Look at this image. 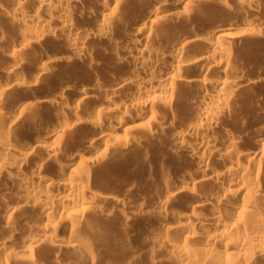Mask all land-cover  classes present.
I'll return each instance as SVG.
<instances>
[{"label": "bare ground", "instance_id": "6f19581e", "mask_svg": "<svg viewBox=\"0 0 264 264\" xmlns=\"http://www.w3.org/2000/svg\"><path fill=\"white\" fill-rule=\"evenodd\" d=\"M205 1L229 8L227 0H0V18L20 31L8 28L17 38L10 46L7 29H0L9 47L2 43L4 56L13 62L3 65L0 80V191L10 195L0 207V257L44 264L33 253L44 247L52 264H71V252L85 264L103 262L101 249L82 231L97 235V221L111 213L106 204L122 206L124 200L109 187L114 194L98 190L97 174L104 177L111 167V151L140 145L135 127L141 126L148 138L169 136V150L192 163L174 176L159 173L156 209L131 214L153 221L144 239L160 249L164 262L264 264V108L237 105L240 92L264 87V64L245 69L234 51L235 42L244 41L247 56L264 57V21H258L264 3L235 0L243 22L214 25L216 18L202 19L199 9L201 19L190 20L191 8ZM46 37L62 42L67 55L34 52L37 71L25 73L22 55ZM93 42L107 44L111 61L123 70L109 78L100 71L107 80L96 76L90 83L76 77L75 85L57 76L60 83L53 84L48 77L55 63L97 64ZM41 83L47 90L36 92ZM179 108L190 109L179 112L191 117L178 116ZM122 126L123 137L116 132ZM126 214L118 222L123 231L132 225Z\"/></svg>", "mask_w": 264, "mask_h": 264}, {"label": "rangeland", "instance_id": "374dc122", "mask_svg": "<svg viewBox=\"0 0 264 264\" xmlns=\"http://www.w3.org/2000/svg\"><path fill=\"white\" fill-rule=\"evenodd\" d=\"M234 1L235 0H227L228 5H229L228 9L220 7L219 5H215V4L207 2V1H205L203 3L196 4L191 8L190 20L191 19L195 20L196 18H197L196 20H198L199 18L201 19V15H203L204 18H202V19H205V16H206L209 18V19L208 18H206V19L210 20V23H211V21L213 23V20L216 18L214 25H216V24L220 25V23L229 22L231 20L234 21L235 19H236L235 21L243 22L246 19V18L245 19L243 18L245 15H243L242 12L238 11L237 8L235 9L236 2H234ZM262 2L264 3V0H260L261 4H263ZM261 4H260V6L262 7L263 5H261ZM86 6H88V5H86ZM113 7H114V5L110 4L107 7V9H112ZM196 9H199L200 11L202 10L201 15H200V11H197ZM195 11H196V14L194 13ZM198 15H200V16H198ZM253 18H255L257 20V17H253ZM258 18L260 19V16ZM262 18L263 17H261V19ZM0 19H1L0 21H2V22H0V27H1L0 29H2V27H3L4 32L7 29L5 37H7V40H8L7 42L11 46L16 41V40L15 41L13 40V37H15L16 34L14 35V32H12V34H11V33H9V31L10 32H11V30L16 31L15 29H17V32H20L18 30L19 27L18 26L17 27L16 26H10L11 23L8 22L6 20V18L4 19L2 17ZM78 19H80L82 21L81 22L78 20V22L79 23L81 22L82 24H85V23L87 24V22H88V20L84 19V18H78ZM242 19H243V21H242ZM259 19H258V21H261V22L264 21L263 20L264 18L262 20H259ZM4 20H6V22H4ZM182 23H183V21L180 22V24H182ZM184 23H186V21H184ZM7 24H9V26L13 27L14 29L8 27ZM7 33H9V35H12V36L9 37ZM19 34L20 33H17V37ZM146 34H147V32L145 33V35ZM118 35H117V37H119L118 41H121V42L124 41L125 38H124L123 34L121 35L119 33ZM47 38H49V37H46L45 39L41 40L39 42V44H40L39 46H38V44L33 45V49H31L30 51L28 49L26 54L22 55L23 59H24V57L26 58V59H24L23 67H22V69H24L26 71L25 73H32V72L37 71V66H36V64H34L35 62H32V61L34 60V58H37V57L40 58L38 56L39 54L41 57H43V55L45 53L44 51H47V53H49V54L50 53L56 54V51H57L58 54L62 53L64 55H67L64 53V49L61 48V46L63 44L62 42L57 41V39L54 40V38H53V40L55 41L54 42L52 39H50V38L47 39ZM5 39L6 38H3L0 41L1 42L0 43V72L2 71L1 72L2 74H3L2 69L4 68V66H6V65L8 66V64H11L9 62H12V59L5 57L6 53L4 51H5L6 47L9 48L8 43L5 42L6 41ZM11 39L13 40V42H11L12 44L10 43ZM3 40H5V41H3ZM50 41L55 44L54 47H52L53 43H51ZM57 42H59V43H57ZM2 43L4 45L6 44L7 46L1 48V46H3ZM95 43L97 45L94 44V42L91 45V48H93L92 49V55L94 53V56L92 58L97 63V64H94L95 66L91 65V67L89 68V65L87 63H85V65H83L84 62L82 63V60H78L76 62V64L74 63L75 61L74 62L69 61L75 66L70 64L68 61L67 62L62 61V62L57 63V64L55 63L51 67L52 70H49L50 77H48V78H51V77L53 78V79L51 78V81H53L52 83L53 84L54 83H60L59 80H61V83H62V81H63L62 79H64L66 84L72 85L74 83L77 84V82L80 80L79 78H81V80L84 79L83 81H87L90 83L91 81H89V79L91 80L93 78H96V76H97V78L99 76L101 79L107 80V78H109L110 75H113L115 73H119L120 71H122L123 70L122 65L118 66V64H115L113 61H111L113 59H112V56L110 55L111 54L110 53V47H108L107 44H104L105 45V47H104V45L101 43L103 47H101L102 50L100 49V52H99L98 49L100 47L98 48L97 46H101V44L98 42H95ZM256 43H257L256 45L260 46V44L262 42L260 40H258V41H256ZM242 45L245 46L244 41H242V42L236 41L234 44V51L239 54L238 57L241 59L240 65H242V66L244 65L243 67L245 69H247L249 67L251 69L252 68L251 64L259 63L258 64L259 66H260V64H264V57H262V59H261V57H258L256 55H251V54H250V56H247L246 52L244 50V47ZM242 47H243V49H242ZM103 48H104V50H103ZM1 49H2V51L4 49V51H3L4 53L1 51ZM34 49H36L37 51H35ZM55 49H56V51H55ZM58 49H62L63 52H61V50L58 51ZM95 49L97 50V52H95L96 51ZM28 52H30V53H28ZM34 52L38 53V55L37 54L35 55ZM27 53L31 54V56L27 55ZM4 54H5V56H4ZM33 54L35 55V57ZM26 55H27V57H26ZM32 56H33V59H32ZM193 56L194 55L187 54L186 58L191 59ZM23 59H22V61H23ZM9 60H11V61H9ZM7 61H9L8 64H7ZM79 61L82 63V67L80 65H78ZM98 61L100 64L98 63ZM237 61H238V63L240 62V60H237ZM5 63H6V65H5ZM21 66H22V64H21ZM83 67H86L87 69L83 68ZM92 67H93V69H92ZM118 67H119V69H118ZM79 68L81 71H78ZM253 68H256V67L254 66ZM22 69H21V71H24ZM90 69H92V71ZM83 70L85 71V75H82L84 73ZM86 70H89V71H86ZM90 71H91V73H89V75H88V73H86V72H90ZM94 71L96 74L95 77H94V73H93ZM99 72L101 74H104V76H106L108 74L109 75L107 78H105ZM111 73H113V74H111ZM2 74H0V78H1L0 80L4 79L5 75L3 74V77H2L1 76ZM75 75H77V76H75ZM79 75L83 76V78L80 77ZM90 75L93 77H91ZM57 76H58V78L60 77L59 80H57L58 78L56 79ZM87 76H89L90 78H88ZM76 77H79V78H76ZM54 79H56V80L54 81ZM76 79H77V81H76ZM49 81L50 80L48 79V82ZM64 81H63V83H64ZM39 85L37 86L38 88L37 87L35 88V89H37V90H35L36 92L37 91L42 92V91H45V89L47 90V87L45 86L44 83H43V85L45 86V88L42 85V83ZM17 93H19V92H16V94ZM244 93H245V95H243ZM244 93L243 92L239 93L240 96H238V99H237V102H238L237 105L238 106L241 104L243 108H245V107H246L245 109L250 108L249 110H251V111H252V109H251L252 107L254 109L264 108V95H263L264 94V87H261L259 89L256 88V92L251 91V93H249V94H246V92H244ZM19 94L22 95L21 93H19ZM241 94H242V96H241ZM22 96H24V95H22ZM126 98L121 97L120 98L121 102L129 103L130 99H128V98L126 99ZM123 99H125V100H123ZM239 102H240V104H239ZM241 105H240V108H241ZM181 109L179 108L177 112H179ZM182 110L191 111L190 109L189 110L188 109H186V110L182 109ZM184 111L181 112V115L185 114V117H187L186 115L188 114V117H191V115H190L191 112L185 113ZM166 112L164 110L163 111L161 110V112L159 111V114L161 113V115H164V114L168 115V113H166ZM181 115L179 112L178 116H181ZM182 117H184V116H182ZM48 118H49L48 120H51V121L54 120V116H53V118H52V116H49ZM69 119L70 120L73 119L72 116L71 117L69 116ZM258 122H260V120H258L256 123H258ZM252 123L255 126L256 123H254V122H252ZM133 125H135V124H133ZM254 126L250 125V127H247L246 130L250 131V133H251ZM125 127L126 126H122L118 129H116V132L119 135H121V137H123L125 135V131H124ZM140 127L141 126H138V127L136 126L135 128H137V129L139 128V130L135 129L136 130L135 132L138 134L134 133L136 135H140V134L142 135V136L140 135L141 136L140 145H137V146L134 145L136 147L131 146V147H133V149L130 147L129 149L127 148L126 150L123 149V151H111L108 155V158H109L108 163H110L111 167H109L108 171L105 174H103L104 177L100 176V174H97V176L99 175L98 176V178H99L98 182L100 183V184L98 183L99 185H97V187H99L98 190L104 192L105 190L103 191V189L101 190V188L105 187V189L107 190L108 189L107 187H109L110 190H113V192L116 193L115 194L116 196H117V194L119 195L117 197L122 199V201L124 200V204H122V206H117L115 204L113 205V203H111L112 205L106 204L108 207H110V208H108L105 205L109 209V211H107V212H111L112 214L108 213L109 217L100 218L97 221L96 229L99 230V233L97 235H94L93 233H91L88 228L87 229L85 228L82 231V234L84 235V237H86L87 239L90 240L91 244L94 246V248H96V251L98 249L99 250L101 249L100 252H102V254L104 256V258H103L104 261L100 262L98 264H168V263L164 262V260L162 259V254L159 251L160 249L157 247H155V249H154L153 247L150 246L148 241L146 239H144V237H146V238L148 237L147 234H148L149 228L154 226L153 221L150 219H147V218H146L147 220L145 219V221H144L143 217H142L143 219L141 217L139 219L138 218L135 219L134 217L133 218L131 217V214H133L135 211L138 212L139 210L144 211V213L145 212L146 213L147 212L152 213V211H154L156 209L155 208L156 204L153 201L154 198L152 195H154L156 192H158V193L160 191L162 192V188H163L161 183H160V180H161L160 177H163V176H161L160 174L162 173V175H167V171H168V173L172 172L171 174L174 176L173 173H179L183 168H187L190 166L192 167V165H191L192 163H191V161L185 159L182 156L180 158H178L179 156H177V155L175 156L174 155L175 153L173 154L171 152V150H169L170 149L168 147V145L170 144V139L168 138L169 136L168 137L163 136V137H165V138H163V137H160L161 135L160 136L158 135V136H152V138L151 137L148 138L147 136H145V133L144 134L142 133L144 130H143V128H140ZM141 129H142V131H141ZM244 131H245V129H244ZM245 134L248 135L247 132H245ZM245 134H244V132L242 133L243 137ZM246 135H245L246 140L250 139V138H247L249 136H246ZM243 137H242V139H243ZM243 140H245V138ZM128 150H130L131 152H129ZM188 161H189V163H188ZM125 171H126V173H125ZM163 171H164V173H163ZM121 174L122 175L125 174V175L120 176ZM111 175H112V177L110 178ZM158 175H160V176H158ZM113 176H115V178ZM157 177H159V178H157ZM100 178H101V180H100ZM112 178L114 179L115 182H113ZM157 179H158V181H157ZM154 180L157 182H155ZM102 181H103V183H102ZM152 182H155V183H152ZM151 183L153 185H151ZM155 184L158 187L154 186ZM159 185H160V187H159ZM154 189H155V192H153ZM109 191L107 190L105 192L113 193L112 191L111 192H109ZM6 193H7L6 191H3V192L0 191V207H3L2 206L3 202L10 199L9 193L8 194H6ZM125 213H127L126 215L130 216L129 221L130 220L132 221L131 222L132 225L130 224L131 226L129 228V231L128 230L123 231L122 229L120 230V228L118 227L119 226L118 222H119L120 216H121L120 214H125ZM130 218H132V219H130ZM19 226H21V225H19ZM148 226H149V228H148ZM22 227H21L22 229L27 228V225L24 224V226L22 225ZM0 232L2 234L4 233L3 228L0 229ZM63 236H64V238L66 237L63 234L60 235V237H62V238H63ZM42 249H43V251H42ZM47 251L49 252V250H46L44 247L43 248L39 247V248H37V250L35 249V251L33 253L36 254L37 258H39V256L45 258L46 264H52L48 259L49 255L51 253L49 252L50 253L49 254ZM67 259L69 260V262L71 264H85L84 262L83 263L81 262V260L77 254L72 253V252L68 253ZM47 261H48V263H47ZM0 264H22V263H19L15 257L10 256L8 258L0 257Z\"/></svg>", "mask_w": 264, "mask_h": 264}]
</instances>
